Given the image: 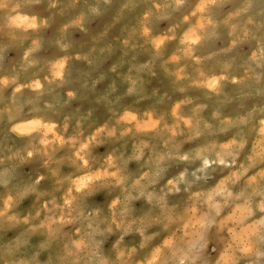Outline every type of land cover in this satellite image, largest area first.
<instances>
[{
    "label": "clouds",
    "instance_id": "9594fccd",
    "mask_svg": "<svg viewBox=\"0 0 264 264\" xmlns=\"http://www.w3.org/2000/svg\"><path fill=\"white\" fill-rule=\"evenodd\" d=\"M0 264H264V0H0Z\"/></svg>",
    "mask_w": 264,
    "mask_h": 264
}]
</instances>
